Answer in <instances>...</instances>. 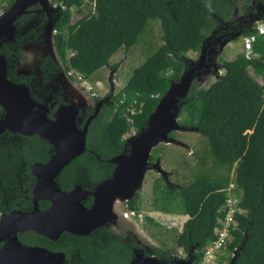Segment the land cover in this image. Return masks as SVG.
<instances>
[{"label": "trees", "instance_id": "1", "mask_svg": "<svg viewBox=\"0 0 264 264\" xmlns=\"http://www.w3.org/2000/svg\"><path fill=\"white\" fill-rule=\"evenodd\" d=\"M13 0H7L6 9ZM64 6V22L56 25L54 45L66 72L89 79L110 66L111 57L128 51L143 39L150 22L160 28V46L133 70L110 104H104L91 121L86 152L63 171L61 187L69 189L83 175L97 182L110 171L105 162L124 150V136L145 127L160 97L172 82L178 81L199 53L202 42L213 31L221 33L223 23L242 31V38L254 36L252 56L224 60L217 78L208 87L194 88L182 102L178 124L194 128L205 140L209 167L199 169L192 180L174 189L153 186V207L164 213L187 216L174 235L176 248H182L198 264L204 250L215 240L214 228L223 220L222 207L230 184L241 213H235L237 226L218 257L219 263L264 264V34L242 18L235 21L234 10L249 11L252 1L264 0H55ZM90 8L82 14V7ZM71 9L81 17L70 24ZM264 21V15H260ZM245 20V21H244ZM1 52V50H0ZM116 68L117 65H112ZM252 71V73H251ZM261 76L262 82L256 79ZM1 110V109H0ZM8 139V138H7ZM50 144L38 136L13 135L0 142V212L30 207L28 197L34 178L30 168L49 159ZM92 151V152H91ZM129 210H137L135 198ZM149 223L157 225L146 217ZM23 242L66 254L67 264H127L132 252L119 241L98 237L82 238L62 233L51 241L32 232ZM168 262L177 259L171 251L155 250ZM75 258V259H74Z\"/></svg>", "mask_w": 264, "mask_h": 264}, {"label": "water", "instance_id": "2", "mask_svg": "<svg viewBox=\"0 0 264 264\" xmlns=\"http://www.w3.org/2000/svg\"><path fill=\"white\" fill-rule=\"evenodd\" d=\"M36 2H40L45 8L44 0H14L8 9L0 14V46L4 42L14 40V21ZM262 7L264 8V5ZM254 22L260 20L255 19L252 23ZM241 34L232 33L223 40L217 39L218 50L208 43V38L202 42L198 60L190 61L178 81L169 85L148 116L145 127L124 139L127 152L109 159L114 165L111 176L95 187L94 201L89 209L81 204V200L85 198L81 187L75 186L69 191H62L57 185L56 178L66 166L85 152L89 124L104 104L111 103L110 98L105 97L95 104L93 113L87 118L82 129H78L76 124L78 110L88 107L82 96L78 99L77 106L71 103L58 107L53 113L54 119L51 120L47 117L48 109L31 98L25 85L14 83L7 78V62L0 54V109L3 111L0 117V135L10 132L23 137L38 136L47 141L54 150L46 162L34 163L30 167V173L35 180L31 191L34 204L32 210L13 211L0 218V244L4 242L0 246V264H63L65 262L63 252H53L38 246H23L17 239L18 232L30 231L51 241H57L63 232L87 236L94 229L111 222V219L116 220L115 206L128 202L134 196L141 188L147 171L155 170L162 177H166L167 172L160 166L159 159L154 163L148 161L150 152L159 144L176 142L170 134L184 130V127L178 124L179 107L190 94L195 78L210 68L214 73L220 72V67L214 63H207L210 49L221 51ZM112 75L113 72L109 77L111 88ZM86 94H89L88 90ZM179 144L183 146L182 143ZM39 200L48 201L51 206L46 210H40L37 206ZM116 200L118 203L114 206ZM120 215L126 217L125 212L120 211ZM146 252L147 255L144 256L141 248L133 251L127 264L193 262L190 253L168 262L150 251ZM236 255L237 250L233 252L229 264L234 263Z\"/></svg>", "mask_w": 264, "mask_h": 264}, {"label": "flooded vegetation", "instance_id": "3", "mask_svg": "<svg viewBox=\"0 0 264 264\" xmlns=\"http://www.w3.org/2000/svg\"><path fill=\"white\" fill-rule=\"evenodd\" d=\"M44 1L46 4L45 8H43L40 2H36L32 6L28 7L25 13L22 14L20 17H18L14 21L13 23V25L15 26V34L13 36L14 40L4 42L0 46V50H1L0 54L4 56L7 62V78L14 83L25 85L29 89V94L31 98L34 101L45 106L48 109L47 117L53 120L54 119L53 113L57 110L58 107L68 106L71 103L77 106L78 99L81 98V96L82 97L85 96V95H78L77 97V92H79L80 89H83L84 94H85L86 89H88V87L91 88V86H88L86 88L84 85V80L82 79L78 80L75 75H72V74L68 75V72L64 70L63 63L60 60L59 55L56 51V47L54 45V38L58 33V31L56 30V25L63 17L62 12L64 10V6L62 3L57 2L55 0L53 1L55 3H51L50 0H44ZM11 4L12 3H10L9 6ZM6 5H7V0L4 3L0 2V14H2L8 9L9 6L6 9H4ZM260 15H264V8L261 6L260 2L252 1L251 5L249 6V11L245 14L241 12V19L238 21L243 20L242 18H247V20L251 23V25H254L256 23L255 22L252 23V22L255 19H259L260 21H263V18ZM51 24L53 25L52 31H50L49 29V25ZM235 29L236 28L234 26L232 27L228 25H226L225 27L222 26L220 34L213 31L212 34L208 36V43L217 50L219 47V43L216 42L217 39L220 38L223 40L227 38L229 35H231L232 33H242V31L239 30L238 28L237 30ZM22 59H25L24 63L21 61ZM207 63L210 64L209 61ZM22 64L25 65V72H26V65H28L29 70L32 69V71L28 73L22 72L21 71L22 70L21 67H23ZM18 65L20 66V68L17 67ZM107 68L110 70L109 75H108L109 91L105 93V95H103L102 97H97L95 93L89 92L90 93L89 95L92 98H94L93 106L91 108L85 106V109L81 108L78 110V114L76 117V120H77L76 124H77L78 129L83 128L84 124L86 123L87 118L93 113L94 106L99 100L104 99L105 97H109L112 102V98L116 96V94L113 93L114 85L111 88L110 79H109L111 72H113L112 77L114 76L115 68H113L112 65L108 66ZM35 74H41V78L43 79L40 78V84L36 83ZM111 80L113 79L111 78ZM85 104H86V99H85ZM107 104H110V103H107ZM2 114H3V111L0 110V117L2 116ZM184 130L192 131V128L184 127ZM184 130H179V131H184ZM179 131H174V132H179ZM13 135L16 136L17 134H13L10 132H4L3 134L0 135V142L6 141L9 138H12ZM171 144L182 146L181 144L177 143V140L176 142L171 143ZM48 152H49V157L54 153L52 146H50V149ZM122 152L126 153L127 148L125 149L124 147V150ZM190 155L192 154L190 153ZM157 159L158 157L154 156L150 152L148 161L150 163H154ZM104 163L105 162L99 161V165L103 169L104 168L106 169L110 166V171L106 173L105 178L97 182H93L88 179L87 175H83L78 180L74 181L73 186L71 188L63 189L61 187V177H62L61 175L64 169L67 167L66 166L62 170L60 175L56 178L57 185L62 191H69L73 189L75 186L81 187L82 191L85 193V198L81 200V204L86 209H89L92 206L93 201H94L93 194L95 191V187L99 183H101L103 180L108 179L111 176L112 170L114 168V165L109 162V159L106 161V164ZM155 172L157 173L159 179L162 182L161 188L164 189L166 187L172 190L175 187L177 188L181 187V184H178V183L176 184L169 180V176H170L169 173H167L166 177H162V175H160L157 171ZM34 184H35V180H34L32 188L34 187ZM137 191H139V193H137ZM137 191L132 197V198H135L136 201L139 199L141 188ZM132 198L129 201H131ZM28 200L30 203V207L26 209H22V210H18V209L11 210L8 213L0 212V218L13 211L29 212L30 210H32L33 205H34L32 202V194L30 195V197H28ZM128 202H126L125 208L127 209L125 211V214L126 212L135 211V210H129ZM37 206L40 210H46L51 206V203L48 201L39 200L37 202ZM118 217L120 220H124V221H128L131 218H135V217H128L127 214H126L127 218L125 216L123 217L122 215ZM110 221L114 222L115 219H111ZM108 224L109 222H107L105 225L99 228L94 229L87 236H78V237H82V238L88 237L91 239L93 237H98L100 240H102L103 244H105L106 239L109 240L110 242L119 241L120 243L127 245L133 255V251L138 250L140 247L139 246L140 243L135 239V236L131 233H126L125 235L126 239H122L119 236V233H116V234L112 233V229L117 231V228L115 227L110 228L109 226L111 225H108ZM29 232L30 231L18 232L17 239L21 245L38 246L41 248L48 249L43 246L28 244L26 242H23L22 238L25 237V233H29ZM63 233H67V232H63ZM3 244L4 242L1 243L0 246H2ZM50 251H53V250H50ZM53 252H61V251H53ZM143 254L145 256L147 255V252L143 250ZM63 264H67L66 254H65V262Z\"/></svg>", "mask_w": 264, "mask_h": 264}, {"label": "rangeland", "instance_id": "4", "mask_svg": "<svg viewBox=\"0 0 264 264\" xmlns=\"http://www.w3.org/2000/svg\"><path fill=\"white\" fill-rule=\"evenodd\" d=\"M5 1L6 0H0L1 3H4ZM50 1L51 3H55L53 2L54 0ZM89 11V7H82V14L88 13ZM80 17V14H77L75 10L71 9L69 16L70 24H74ZM233 18L235 21L241 19L240 8L234 10ZM64 21L65 19L62 17L57 24H60ZM226 25H228V22L223 23V27ZM49 29L52 31V24L49 25ZM160 35L159 24L157 22H150L143 39L139 41L138 44L134 45L128 51L120 50L111 57L109 64L117 65L115 68V74L112 77V83L114 85L113 93L117 94L130 78L133 70L143 64L149 54L160 46ZM243 48V38L240 36L239 38L230 42L221 51H213L210 49L211 51L208 61L220 67L221 61L233 60L243 56ZM198 58L199 53L195 56L189 57L191 62L197 61ZM21 61L24 63L25 59H22ZM22 65V70H20L25 72V65ZM17 67L20 68L19 65ZM30 71H32V69L29 70V66L26 65L25 73ZM109 72L110 70L107 67H104L94 73L89 79L84 80V85L86 88L91 86V89L86 90L95 93L97 97H102L105 95V93L109 91ZM217 74L219 73H214L212 68L203 74L200 73V75L195 78L191 91L194 88L208 87L217 78ZM35 76L36 83L40 84L41 74H35ZM256 79L259 82H262L261 76H256ZM89 94H84L83 89H80L79 92H77V95L86 96H84V98H87V105L91 108L93 106L94 98H92ZM257 95L260 100L264 102V92H258ZM177 119L179 120V117H177ZM133 134H135V132L130 131L124 136V139ZM170 136L179 143H182L183 146L174 144H159L152 149L151 153L158 157L162 169L170 174L169 180L171 182L185 185L192 180V177L196 171L209 167V159L205 153L207 150L205 146V140L194 130L172 132ZM190 153L192 155H190ZM156 181H158L159 185L162 187V182L155 171L150 170L145 173L142 180L139 199L137 200L138 208L136 210V214L140 216L131 218L128 221L120 220L118 217L120 216V211L125 212L127 208H125L126 203L122 205L119 204L120 206L117 205L114 209V212L117 214L116 220L114 222H109L108 225H111L109 226L110 228H117V231L112 229V233H119V236L122 239H126V233L133 234L135 239L140 243L139 249L141 248L144 251H150L154 255L156 249L163 251L172 250L173 255L177 256V258H183L186 256V253L182 248H176L174 235L180 232L181 226L187 219V216L180 215L178 213H164L153 207V186ZM137 193H139V191H137ZM146 217L153 219L157 225L149 223L146 220ZM222 255H225L223 251H221L217 256L221 257ZM219 264H225V262Z\"/></svg>", "mask_w": 264, "mask_h": 264}, {"label": "built area", "instance_id": "5", "mask_svg": "<svg viewBox=\"0 0 264 264\" xmlns=\"http://www.w3.org/2000/svg\"><path fill=\"white\" fill-rule=\"evenodd\" d=\"M255 30H257L259 35L264 34V21L256 22L254 24ZM255 37H245L243 38V55L246 59H250L252 56L251 44L254 41ZM75 75L78 80H80V76L73 72L69 71L68 75ZM88 89H91L88 87ZM233 188V184L229 185L227 191V199L225 201V205L222 207V210L225 212V216L223 220H219L217 222L216 227L214 228L215 240L208 246L204 252L201 261L198 264H219L218 256L222 249L225 246V243L230 239V231L237 226V221L234 218L235 213H241V210L236 205V198L232 197L230 190ZM128 217H138L135 211L126 212Z\"/></svg>", "mask_w": 264, "mask_h": 264}, {"label": "bare ground", "instance_id": "6", "mask_svg": "<svg viewBox=\"0 0 264 264\" xmlns=\"http://www.w3.org/2000/svg\"><path fill=\"white\" fill-rule=\"evenodd\" d=\"M117 203H118V200H116V201L114 202V206H115Z\"/></svg>", "mask_w": 264, "mask_h": 264}, {"label": "clouds", "instance_id": "7", "mask_svg": "<svg viewBox=\"0 0 264 264\" xmlns=\"http://www.w3.org/2000/svg\"><path fill=\"white\" fill-rule=\"evenodd\" d=\"M185 257V256H184ZM178 258H181V257H178Z\"/></svg>", "mask_w": 264, "mask_h": 264}]
</instances>
